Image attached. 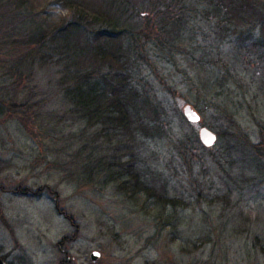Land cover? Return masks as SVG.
Instances as JSON below:
<instances>
[{
    "label": "rangeland",
    "instance_id": "374dc122",
    "mask_svg": "<svg viewBox=\"0 0 264 264\" xmlns=\"http://www.w3.org/2000/svg\"><path fill=\"white\" fill-rule=\"evenodd\" d=\"M28 6L31 18L51 24L73 18L55 0ZM12 11L0 0V41L20 37L28 26L26 13ZM7 58L2 57L9 67ZM261 66L252 62L241 86L233 88L238 127L264 144ZM164 67H147L146 88L162 100L173 134L199 136L202 126L223 135L231 130L229 120L205 108L203 99L194 106L182 75L171 76ZM61 68L37 64L14 95H0L7 102L0 115V257L9 264H264V177L249 170L240 174L230 162L218 164V146L211 148L214 153L192 149L189 160L178 157L167 138L140 149L147 167L164 173L169 195L183 203L178 208L165 210L145 193L126 195L118 183L84 185L85 178L73 177L81 166L68 164L80 161L71 155L82 146L77 138L84 124L60 94ZM186 105L200 113V124L185 119ZM161 214L176 217L178 229L165 226ZM93 252L100 254L95 262Z\"/></svg>",
    "mask_w": 264,
    "mask_h": 264
},
{
    "label": "trees",
    "instance_id": "16d2710c",
    "mask_svg": "<svg viewBox=\"0 0 264 264\" xmlns=\"http://www.w3.org/2000/svg\"><path fill=\"white\" fill-rule=\"evenodd\" d=\"M1 1L13 7L12 15L26 13L29 22L20 37L0 41V95H14L37 64L62 67L60 94L84 124L77 138L82 146L71 155L80 161L68 165L81 166L79 175L70 174L85 178L84 185L103 179L118 183L126 195L145 193L165 210L180 207L181 200L168 193L164 173L150 170L139 152L149 140L166 138L184 160L192 149L212 152L218 146V164L230 162L240 174L249 170L264 177V144L238 127L233 88L241 86L252 62L264 64V0H55L71 9L73 18L54 24L31 18L32 0ZM158 65L171 68V76L182 75L195 95L188 99L194 106L203 99L205 108L231 121V130L217 132L212 149L196 134H173L166 125L162 100L146 88L147 67L157 71ZM2 98L0 115L7 107ZM159 220L170 230L179 227L174 216L161 214Z\"/></svg>",
    "mask_w": 264,
    "mask_h": 264
},
{
    "label": "water",
    "instance_id": "95a60500",
    "mask_svg": "<svg viewBox=\"0 0 264 264\" xmlns=\"http://www.w3.org/2000/svg\"><path fill=\"white\" fill-rule=\"evenodd\" d=\"M183 115L185 119L193 125L200 124L202 122L200 113H198L191 105H186L183 108ZM198 135L200 142L207 149L213 148L218 142V135L208 127L202 126ZM99 256L100 254L98 252H93L91 254L92 261L95 262ZM0 264H6L2 258H0Z\"/></svg>",
    "mask_w": 264,
    "mask_h": 264
},
{
    "label": "flooded vegetation",
    "instance_id": "af4514ba",
    "mask_svg": "<svg viewBox=\"0 0 264 264\" xmlns=\"http://www.w3.org/2000/svg\"><path fill=\"white\" fill-rule=\"evenodd\" d=\"M0 258H2V257H0ZM2 259L5 261L6 264H9V263L6 261V259H4V258H2Z\"/></svg>",
    "mask_w": 264,
    "mask_h": 264
}]
</instances>
